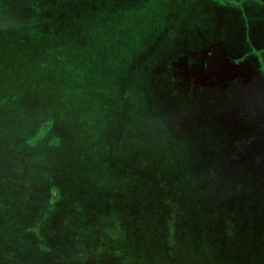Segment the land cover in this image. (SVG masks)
<instances>
[{"label": "trees", "instance_id": "1", "mask_svg": "<svg viewBox=\"0 0 264 264\" xmlns=\"http://www.w3.org/2000/svg\"><path fill=\"white\" fill-rule=\"evenodd\" d=\"M46 2L72 3L77 16L65 13L62 19L52 12L43 13ZM143 3L144 0H101V3L97 0H0V264H47L44 255L50 253L55 246L54 240L61 235L59 223L71 218L72 210L67 202L71 200L69 189H75L76 185L65 176L67 168L60 165L61 156L73 148L70 141L78 126L74 129L70 126L71 114H83V120L89 125L104 123L102 130H109L103 139L106 141L104 148L111 153L112 170L138 176L136 154L132 153L130 160L123 159L117 150L121 144L110 136L112 129L108 127L121 122L120 119L129 120L127 110L140 107V99L144 102L149 92L154 91L151 75L164 73L161 68L157 71L158 64L167 63L170 51H178L185 45L180 36L170 43L150 39H167L175 31L161 27L159 20L148 23L143 16L147 4ZM261 4L262 0H255L251 7L257 10ZM87 5L89 18L80 21ZM47 37L57 38L59 42L45 43ZM153 53L157 55L150 61ZM83 95L88 96L87 101L82 100ZM145 112L140 118L143 123L150 119L154 122L150 126L153 129L146 126L152 130L149 136L152 140L158 131L157 123L162 121L154 120L149 110ZM173 126L170 122L164 132H175ZM82 129L87 131V126L79 125L76 131ZM131 141H135L132 136L128 143ZM64 145L68 150L62 153ZM201 158L207 160L204 169L214 178L216 188L223 190V181L214 172L217 168L211 169L214 167L210 164L212 160L218 159L214 152ZM159 161L157 156L143 157V162L152 169H158ZM253 177L252 186L243 196L235 190L242 183L227 186L225 197L229 208L225 204L224 211L219 212L227 220L223 227L225 235L235 224L243 222L255 221V230H262L259 217L264 215V204L246 206L248 201L244 200L256 196L255 190L264 189L263 182L256 188L257 180ZM160 179L154 184L147 182V186L157 196L156 201L154 197V213L160 215V226L165 228L178 215L179 206L186 203H176L177 196L173 195L164 175L161 174ZM132 190L134 194L130 195L125 190L113 191L111 187L97 191L94 194L96 202L89 211L78 212L68 225L70 234L75 232L70 244L75 245L79 241L77 232L89 218L85 226L92 225L96 233L90 244H84L87 254L75 245L72 252H65L60 259L74 264H131L122 258V250L125 245L130 249L141 248L139 221L144 210H153L152 207L147 210L144 206L147 204H141L138 191ZM97 219L101 221L95 222ZM130 222L128 232L131 236L120 235L112 228L125 229ZM66 241L69 240L62 235L59 243ZM59 248L62 249L61 245ZM55 252L49 264L60 260ZM131 258L138 260L139 251Z\"/></svg>", "mask_w": 264, "mask_h": 264}, {"label": "rangeland", "instance_id": "2", "mask_svg": "<svg viewBox=\"0 0 264 264\" xmlns=\"http://www.w3.org/2000/svg\"><path fill=\"white\" fill-rule=\"evenodd\" d=\"M144 1L143 4L147 5L143 16L148 23L154 19L159 20L161 27L175 31V34L171 31L172 34L167 39H150L170 43L181 37L185 40V45L178 51L171 50L167 63L158 64L160 66L157 71L161 68L164 73L151 75L154 91L149 92L147 98L143 99L144 102L140 99V107L127 110L129 120L126 122L120 119L121 122L108 127L112 129L110 136L121 144L117 150L123 159L130 160L133 158L132 153L136 154L138 176L128 175L127 171L117 173L112 170L111 153L104 148L106 141L103 139L108 136L109 131L102 130L104 123L89 125L88 121L83 120V114L75 116L70 113V126H73L72 129L78 126L70 141L73 148L68 154L61 156L60 165L67 168L65 176L76 185L75 189H69L71 200L67 202L72 210L71 218L67 217L68 220L66 218L59 223L60 229L57 231L61 235L54 240L55 246L44 258L49 264L53 252L56 251L60 259L65 252H72L75 245L83 250L85 243L90 244L94 240L92 236L96 229L90 224L85 226L89 218L83 221L84 224L77 232L79 241L75 245L70 244L75 232L70 234L68 225L72 224L71 221L78 212L84 214L89 211L92 203L96 202L94 194L97 191L111 187L113 191L125 190L127 195L134 194L132 189L135 188L141 204H147L144 205L147 210L151 207L153 209L144 210L139 221L141 248L130 249L125 245L122 250L125 261L131 264H264V215L259 217L262 219L260 232L255 230L256 222L251 221L235 224L227 235L223 228L227 220L222 214L219 215V212L224 211L225 204L229 208L225 196L230 183L235 186L242 183V186L235 188L240 196L252 186V176L257 180L256 188L264 183V0L259 10L251 7L255 0ZM97 2L101 3V0ZM88 6L82 12L83 19L80 21L89 18ZM75 8L72 3L46 2L42 11L55 13L63 19L65 13L77 16ZM177 28L179 29L176 30ZM227 37L232 39L233 44V40H244L242 46L246 59L251 57L252 61L247 62L245 54L240 60L234 58L225 47V41L220 43V50L216 51L213 50L215 45L210 44L208 48L204 46V43L215 38L226 40ZM51 40L59 42L57 38L47 37L45 43L52 44ZM156 55L157 53L150 54V61H154ZM187 64L196 72L189 78L186 72L183 76L178 72L186 69ZM170 66L173 71H168L165 75L171 69ZM256 75L261 78L260 87H253L250 80L256 79ZM182 77L186 85L182 83ZM166 89L169 91H165ZM195 89L199 90L193 94ZM164 94L168 97L164 98ZM87 99L88 96H82V100ZM87 103L90 104L89 101ZM145 109L153 114L154 120L162 121L161 124L157 123L158 131L152 140L149 137L152 130H148L146 126L150 127L154 122L150 119L143 123L140 118ZM165 119L168 121L164 122ZM170 122L174 123V134H167L163 130ZM79 125L87 126V131H76ZM131 136L135 141L129 144ZM67 150V145H64L61 152L65 153ZM213 152L218 159L210 163L213 168L210 164L209 166L212 170L217 168L214 172L223 181V190L216 188L214 178L204 169L207 160L201 158L212 155ZM156 156L160 158L158 169H152L143 162V157L150 159ZM161 174L169 183L173 195L177 196L174 201L186 203L185 206H179L178 215L165 228L160 226V215L154 213V197L156 201L157 196L147 186V182L154 184L160 181ZM255 192L256 196L252 199H244L248 201L246 206L264 204V189ZM210 209L212 214L209 213ZM258 210L261 211L260 208ZM100 221L97 219L95 222ZM130 226L131 222L125 229L119 226L112 228L120 235L131 236L132 233L128 232ZM101 231L104 232V229ZM51 234L55 233L51 231ZM62 235L69 241L59 243ZM60 245L62 249L59 248ZM92 248L94 250L95 246ZM138 251L140 258H131ZM81 252L87 254L86 249ZM88 252L93 253L90 250ZM79 256L82 258L81 254ZM93 256L97 257L95 254ZM98 256L100 259V254ZM60 260L53 264H74ZM85 262L89 263L90 260Z\"/></svg>", "mask_w": 264, "mask_h": 264}, {"label": "flooded vegetation", "instance_id": "3", "mask_svg": "<svg viewBox=\"0 0 264 264\" xmlns=\"http://www.w3.org/2000/svg\"><path fill=\"white\" fill-rule=\"evenodd\" d=\"M224 41H225V47H227L228 51L233 54L234 58L236 57L238 60H240L239 58L245 54L244 46H242L244 40H241V39L233 40L234 41V44H233V42H231L232 41L231 38L227 37L226 40H221L219 38H215L214 40H210L208 43H204V46H205V48H208V46L210 44L215 45V46H213V50L216 51V50H220V48H219L220 47V43H223ZM218 44H219V46H218ZM246 44H247V42H246ZM232 48H234V49L232 50ZM246 57H247V55L245 54L244 55V59L247 62L252 61L251 57L249 59H246ZM190 66H191L190 64H187V68L186 69L183 68L181 70H178L180 75L183 76L185 72L188 75V78L191 77L193 74L195 75L196 72H194V70L192 68H190ZM197 68H199V67H197ZM172 71H173V69H172ZM200 76H202V75H200ZM256 77H257L256 79H250V80L253 83V87H260L261 78L259 76H257V75H256ZM182 83L184 85H186L183 77H182ZM198 90L199 89H195L192 93L194 94Z\"/></svg>", "mask_w": 264, "mask_h": 264}]
</instances>
